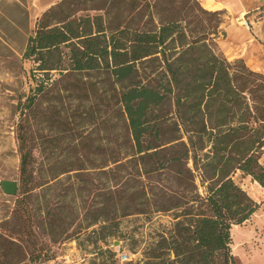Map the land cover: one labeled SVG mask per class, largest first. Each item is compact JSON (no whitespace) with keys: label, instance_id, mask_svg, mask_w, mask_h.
Returning a JSON list of instances; mask_svg holds the SVG:
<instances>
[{"label":"trees","instance_id":"trees-1","mask_svg":"<svg viewBox=\"0 0 264 264\" xmlns=\"http://www.w3.org/2000/svg\"><path fill=\"white\" fill-rule=\"evenodd\" d=\"M257 11L264 15V6ZM223 15L200 0H60L45 10L21 50L35 64V86L17 104L20 189L0 220V264L49 260L51 245L84 235L105 242L128 215L176 220L149 264L237 263L233 226L260 206L233 176L241 170L264 188V92L257 96L264 84L250 80L262 73L243 59L230 72L218 42L226 37ZM14 34L23 36L3 40ZM52 92L62 105L57 145L71 137L82 146L79 129L92 121L101 142L115 146L40 160L34 120L44 123L42 103ZM248 95L261 102L258 126L227 128L234 113L226 104ZM168 101L173 115L159 112ZM95 171L107 183L101 192L88 178ZM164 176L183 191L167 188Z\"/></svg>","mask_w":264,"mask_h":264},{"label":"rangeland","instance_id":"rangeland-1","mask_svg":"<svg viewBox=\"0 0 264 264\" xmlns=\"http://www.w3.org/2000/svg\"><path fill=\"white\" fill-rule=\"evenodd\" d=\"M21 1L28 8L29 31H23V36L19 37L14 34V38L11 40L6 38L3 40L0 37V182L3 180H15L19 182V185L21 155L18 152L17 138H15V128L19 118L17 104L22 97L29 95L32 91L31 89L35 86V64L32 60L24 59L21 50L27 34L34 33L36 30L35 26L39 17L46 9L60 0ZM263 6L264 0H259L254 7L247 10V12L251 13L249 16V21H252L250 29L246 27V24L243 26L238 16L231 14L229 11H223L222 19L224 24L222 28L226 32V37L219 39L218 42L222 54L228 61L232 62L229 66L231 73L235 72L238 67L234 63L236 59L230 58V56L238 50L239 41H237V38L242 35L236 33V29L234 30L232 27L239 26L253 32L255 23L264 22V15L257 11L259 7ZM242 40L245 42L246 37ZM257 40L256 43L262 44L259 50L260 53H253L251 56L264 60V38L260 37ZM244 63L246 64L245 61ZM244 78H248L247 70ZM250 80L255 81L256 84H264V74L260 77L251 76ZM263 92L264 90L258 92L257 96L262 95ZM56 94V92H52L43 100L42 107L46 111L44 123L40 124L37 118L34 120L35 153L40 160L43 155L57 156L58 154L73 153L74 150L88 153L101 148L103 145L105 148L115 146L112 143L105 142L103 144L101 142L102 131L92 121L79 129V134L84 142L82 146L71 145V137L67 133L65 135L69 138L64 139L60 145H57L59 132L54 124L56 117L55 107L59 105L62 108V105L51 98ZM251 97V95H248L245 100L240 98L237 104H226V108L234 113V115L231 113L224 121L227 128L238 124L240 121L246 123L247 120H250V123H246L250 127L256 128L258 126L254 122L257 116L254 107L255 104L260 105L261 102L253 101ZM188 101L192 102L191 99ZM67 103L68 101H66L65 105ZM216 108L217 105L212 106L210 109L215 111ZM159 112H170L173 115L175 112L174 102L168 101L166 105L159 109ZM62 115H65V111L62 112ZM211 124H214V122H209V125ZM170 136L168 133L164 140L167 141ZM231 147L232 145H230L229 151L232 150ZM259 163L264 166V148ZM122 173H125V171H122ZM88 178L96 183V187L100 185V192L103 191V184H107L98 171L90 172ZM164 179H166L165 176ZM233 179L260 206L250 220L241 225H234L231 232L233 255L237 254L236 264H245L238 258V252L245 255V258H250L249 254L253 253V251H261L262 255H264V188L250 175H245L241 170L234 174ZM166 185L169 189L180 191L179 193L183 191L182 187H178L171 180L166 179ZM122 187L123 184L119 186L120 189ZM14 208V196L7 195L2 186H0V220L3 216L10 215ZM119 212H122V210L119 209ZM175 222L173 215H158L153 220L143 215H128L121 219L118 227L114 229L113 236L108 237L105 242L99 239V234H92L90 238L88 235L77 237V239L72 238L64 243L51 245L52 251L49 253V260L33 263L25 261L21 264H149L148 259L151 248L155 247L159 235L168 233ZM238 245H241L239 250L236 249ZM124 255H126L127 259L123 262L121 258Z\"/></svg>","mask_w":264,"mask_h":264},{"label":"crops","instance_id":"crops-1","mask_svg":"<svg viewBox=\"0 0 264 264\" xmlns=\"http://www.w3.org/2000/svg\"><path fill=\"white\" fill-rule=\"evenodd\" d=\"M259 0H214L218 7L211 9L219 11H229L231 14L239 17V21H242L243 26L245 25V14L247 10L254 7ZM201 2V0H200ZM202 3V2H201ZM250 20V19H249ZM24 24L29 25V12L28 8L23 4L21 0H0V37L3 39L4 35L6 37L8 32H23ZM254 26V24H253ZM248 29V27L246 25ZM236 29V33L242 34L238 36L237 41H239L238 50L234 52L230 58L243 59L248 68L257 72L264 74V60L259 58H254L251 55L260 53V47L262 46L256 43L257 38H264V22L259 21L255 23V28L253 32L248 31L245 28L232 27ZM232 30V29H231ZM246 37V41L243 42L242 39ZM242 38V39H241ZM237 255V254H236ZM236 255H234L236 257ZM250 258L247 257L246 260H241L245 264H264V255L261 251L250 253Z\"/></svg>","mask_w":264,"mask_h":264},{"label":"water","instance_id":"water-1","mask_svg":"<svg viewBox=\"0 0 264 264\" xmlns=\"http://www.w3.org/2000/svg\"><path fill=\"white\" fill-rule=\"evenodd\" d=\"M0 186H2L5 193L9 196H16L20 189L19 182L15 180H3L0 182Z\"/></svg>","mask_w":264,"mask_h":264},{"label":"bare ground","instance_id":"bare-ground-1","mask_svg":"<svg viewBox=\"0 0 264 264\" xmlns=\"http://www.w3.org/2000/svg\"><path fill=\"white\" fill-rule=\"evenodd\" d=\"M201 2H202L203 7H205L208 10L218 7V5L215 4L214 0H201ZM240 247L241 245H238L236 246V249L239 250ZM238 258L241 259L242 261L247 259V257L245 258V255L240 254L239 252H238Z\"/></svg>","mask_w":264,"mask_h":264},{"label":"built area","instance_id":"built-area-1","mask_svg":"<svg viewBox=\"0 0 264 264\" xmlns=\"http://www.w3.org/2000/svg\"><path fill=\"white\" fill-rule=\"evenodd\" d=\"M252 22V21H251ZM245 24L248 26V27H251V24H250V21H248L246 18H245ZM125 259H127L126 258V255H124V257L123 258H121V261H125Z\"/></svg>","mask_w":264,"mask_h":264}]
</instances>
